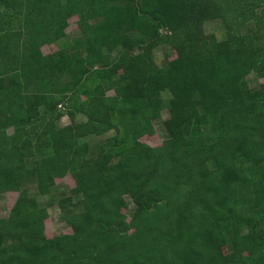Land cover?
Instances as JSON below:
<instances>
[{
  "label": "trees",
  "instance_id": "trees-1",
  "mask_svg": "<svg viewBox=\"0 0 264 264\" xmlns=\"http://www.w3.org/2000/svg\"><path fill=\"white\" fill-rule=\"evenodd\" d=\"M263 5L0 0V194L18 193L0 218V264H264V83L252 90L246 80L252 71L264 76ZM75 14L85 52L45 54ZM215 18L226 30L222 40L204 29ZM162 28L174 34L177 56L158 67L149 54ZM117 48L124 51L113 59ZM165 90L169 137L151 146L140 137L155 133ZM64 110L88 120L58 126ZM109 129L122 136L88 159L80 138ZM69 174L82 199L63 197L59 206L83 210L67 218L72 234L48 238V211L28 183L45 195ZM169 177L188 188L173 207L163 185ZM125 195L136 205L130 221Z\"/></svg>",
  "mask_w": 264,
  "mask_h": 264
},
{
  "label": "rangeland",
  "instance_id": "rangeland-1",
  "mask_svg": "<svg viewBox=\"0 0 264 264\" xmlns=\"http://www.w3.org/2000/svg\"><path fill=\"white\" fill-rule=\"evenodd\" d=\"M63 2L66 0H62ZM209 2V1H208ZM258 15L260 17H264V5L258 9ZM91 22H94L91 21ZM254 24V23H253ZM204 29L206 34H215L219 40L226 38V30L224 28V24L221 19L215 18L207 20L204 23ZM246 31V30H243ZM160 39L158 43L152 48L149 58L152 60V63L158 67H164L167 65L171 58H175L177 56V52L174 49V45L172 41L168 39V37L174 38V34L168 30L167 28H162L160 31ZM139 42L145 43V37L139 35ZM72 49L77 48L81 51L86 50V41L83 32L79 27V16L72 15L69 18V25L66 29V35L55 41V43L51 45H44L42 47V51L45 54H51L57 50L62 49ZM123 48H117L112 52L113 59H116L122 52ZM139 47H136L134 50L128 52L129 54L139 53ZM123 74V69H120L118 73L115 74V77ZM247 83L252 90H256L260 88L261 84L264 83V76L258 74L256 71H252L246 77ZM108 96H114L115 93L113 91L107 92ZM163 97L166 100L164 108L161 110V115L159 118L154 119L153 125L155 129V133L153 135H143L140 137L142 142H145L151 146L161 145L168 137L169 133L165 126V120L170 117V111L168 108V100L172 97V94L169 90H165L162 93ZM64 116L57 120L58 126H67L72 124V122L83 123L88 120V116L83 113H78L75 115V121L68 115V112L64 110ZM208 137H214L212 130L210 127H203ZM10 133L13 132V128H8ZM122 134H120L116 129H109L100 135L90 134L80 138L81 142H87L90 146V152L87 155L88 159H100L103 155L101 150V145L111 137L120 138ZM196 179L192 177V187L196 184L194 181ZM165 194L168 195L170 200V205L173 207L175 204H179V201L185 198L187 193V186L184 183H181L179 186H175V183L172 182L169 177L166 181L163 182ZM29 189H31V195H34L37 203L40 207H45L48 211L47 218L45 219V232L48 238H53L55 236H62L67 234H72L73 229L67 218L73 212H81L83 210V206L81 205H72L68 206L67 209L62 210L59 206V201L63 197L73 196L74 202H79L82 199V195H73L72 189L75 187V182L72 175H67L64 178L56 179V183L53 187H51L49 193L45 195H40L37 192L35 182L33 184L28 183ZM18 196L17 192H6L0 194V218H6L9 216L10 210ZM126 206L122 208V212L128 217L130 221L132 216L135 214L136 205L133 202L131 196L125 195ZM174 210V209H172ZM171 210L166 211L170 213ZM247 231L246 228L242 229V232L245 233ZM221 247L224 253H228L231 250V247L226 242L221 243ZM81 261V258H79ZM82 262V261H81ZM92 263V259H86V261ZM236 264V263H229Z\"/></svg>",
  "mask_w": 264,
  "mask_h": 264
},
{
  "label": "built area",
  "instance_id": "built-area-1",
  "mask_svg": "<svg viewBox=\"0 0 264 264\" xmlns=\"http://www.w3.org/2000/svg\"><path fill=\"white\" fill-rule=\"evenodd\" d=\"M60 107H62V105H60Z\"/></svg>",
  "mask_w": 264,
  "mask_h": 264
}]
</instances>
